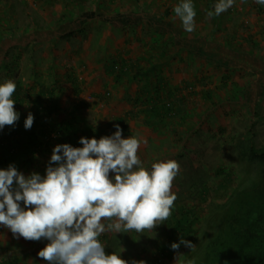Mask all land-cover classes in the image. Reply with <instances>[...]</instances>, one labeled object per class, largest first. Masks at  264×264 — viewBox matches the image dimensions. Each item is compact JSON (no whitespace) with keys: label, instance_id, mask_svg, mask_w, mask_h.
<instances>
[{"label":"rangeland","instance_id":"rangeland-1","mask_svg":"<svg viewBox=\"0 0 264 264\" xmlns=\"http://www.w3.org/2000/svg\"><path fill=\"white\" fill-rule=\"evenodd\" d=\"M178 3L0 0V83L13 80L19 88L12 97L19 120L0 133L12 132L21 148L24 134L34 140L18 157L0 150V168L12 164L26 176L43 175L54 146L67 141L80 147L81 137L111 135L115 124L123 138L143 141L138 156L144 167L169 159L179 164L171 188L176 200L164 223L139 236L99 238L106 254L121 251L130 262L201 263L223 228L231 234L227 214L235 194L264 180V166L245 156L251 136L255 148L264 150V6L236 0L209 17L216 0H193L196 27L189 33L173 11ZM36 34L55 40L54 47L48 49L47 40L32 43ZM190 41L213 53L179 46ZM54 56L62 59L52 66ZM101 60L106 69H95L97 79L82 76L85 66ZM72 61L84 67L80 86L97 82L95 94L84 87L73 91L67 75L76 74ZM45 69L47 78L41 75ZM28 113L34 122L26 130ZM180 238L193 247L172 250ZM46 243L14 238L0 227V264H46L37 257Z\"/></svg>","mask_w":264,"mask_h":264},{"label":"clouds","instance_id":"clouds-1","mask_svg":"<svg viewBox=\"0 0 264 264\" xmlns=\"http://www.w3.org/2000/svg\"><path fill=\"white\" fill-rule=\"evenodd\" d=\"M244 2V0H241ZM236 0H216L209 17L219 16ZM264 6V0H255ZM173 11L186 32L195 30L193 0H179ZM13 80L0 83V131L19 120L15 110ZM34 116L24 120L26 130ZM99 139H79L80 147L57 144L53 147L44 174L24 175L9 164L0 168V227L14 238L46 240L37 257L46 264H145L127 261L120 252L106 254L99 239L105 233L152 232L171 215L176 200L171 190L178 175L175 160H161L150 168L138 156L143 141L122 137L123 130ZM192 248L180 238L170 245Z\"/></svg>","mask_w":264,"mask_h":264},{"label":"trees","instance_id":"trees-1","mask_svg":"<svg viewBox=\"0 0 264 264\" xmlns=\"http://www.w3.org/2000/svg\"><path fill=\"white\" fill-rule=\"evenodd\" d=\"M31 42L34 40L31 39ZM193 44L199 51L197 53L201 51L213 53L212 50L204 51L207 47L203 48V44L199 42ZM221 54L222 52L216 55L218 57ZM16 91H19V88ZM153 112L158 114L156 109ZM13 137L12 132L7 135L0 133V150L10 154L16 152L14 157H18L20 150L29 151L34 143L33 135L24 134L25 144L21 148ZM3 142L6 143L2 144ZM62 142L70 144L67 141ZM245 156L250 161H258L264 166V150L255 148L252 136L247 141ZM249 187L248 190L235 194L236 205L228 209L227 221L232 223L229 226L231 234H227L226 227L223 228L209 243L210 245L206 246L205 250L208 252L204 254L199 264H264V180L260 183L253 182Z\"/></svg>","mask_w":264,"mask_h":264},{"label":"crops","instance_id":"crops-1","mask_svg":"<svg viewBox=\"0 0 264 264\" xmlns=\"http://www.w3.org/2000/svg\"><path fill=\"white\" fill-rule=\"evenodd\" d=\"M36 40L37 41V43H38V45H40L39 44V42H44V41H48L47 43H45V45L47 46V48L48 49H50L51 47L53 48L54 46L51 44V43H54L55 42V40H53V39H51L49 36H44L43 34H36V36L34 37V38H32V40ZM195 41H190V43H189V45L188 44H186L185 42L183 43H181V44H179V46H182L183 48L182 49H184V50H186V49H188V50H192L193 49V43H194ZM191 43H192V48H190V46H191ZM185 44V45H184ZM185 46V47H184ZM195 49V48H194ZM192 52V51H191ZM61 57H58V59H57V57H53L52 58V62H50V63H52V64H50V65H56L57 63H56V61H61ZM46 60L48 61L49 59L48 58H46ZM70 65H72V67L74 68V71H76V74L75 75H73V74H71V73H67V75H68V80L70 81V83L72 84V86H73V91H77L78 92V89L80 90L81 88V90H83V87L84 88H86V90L84 91V93H86V91L87 92H89L90 94H88V95H91V94H95V87H96V85H97V82L95 81H92V83H90V84H87V83H85L84 84V86H80V84H81V79H79V80H77V76L79 75L78 74V72H80V73H83L84 71V67L82 68V69H79V68H77L79 65H77L75 62H73L72 61V63L70 64ZM80 65H82V64H80ZM50 67V66H49ZM85 68H86V70H87V72L85 73V75L83 74L82 76L83 77H85V78H90V77H93V76H95L94 78L95 79H97V75H96V73H97V71H104L105 69H106V67H104V62L101 60V62H99V63H95L94 65H90V66H85ZM92 68V69H91ZM94 69V70H93ZM97 71H96V70ZM99 71V72H100ZM71 72V71H70ZM91 72H94V73H91ZM47 73H48V71H46V69H45V71L41 74L42 75V77L43 78H47ZM74 73V72H73ZM88 73H90V75H87ZM49 74H52V72L51 71H49ZM93 74H95V75H93ZM54 76V75H53ZM52 75L51 76H49L50 78L51 77H53ZM60 77H62V74H60ZM102 77H104L106 80H110V79H107L108 77H107V75H104L103 73H102ZM50 78L48 79V80H50ZM56 78H58L57 76H56ZM63 81V80H62ZM99 84H101V81H99ZM109 86L111 85L110 84V82H108L107 83ZM69 88H70V85H69Z\"/></svg>","mask_w":264,"mask_h":264}]
</instances>
